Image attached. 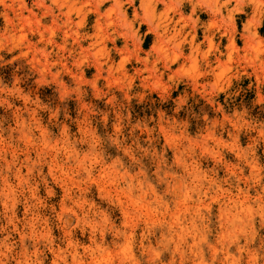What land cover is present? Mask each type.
<instances>
[{
    "label": "rangeland",
    "instance_id": "obj_1",
    "mask_svg": "<svg viewBox=\"0 0 264 264\" xmlns=\"http://www.w3.org/2000/svg\"><path fill=\"white\" fill-rule=\"evenodd\" d=\"M0 264H264V0H0Z\"/></svg>",
    "mask_w": 264,
    "mask_h": 264
},
{
    "label": "bare ground",
    "instance_id": "obj_2",
    "mask_svg": "<svg viewBox=\"0 0 264 264\" xmlns=\"http://www.w3.org/2000/svg\"><path fill=\"white\" fill-rule=\"evenodd\" d=\"M135 208V207H134ZM178 247V246H177Z\"/></svg>",
    "mask_w": 264,
    "mask_h": 264
}]
</instances>
